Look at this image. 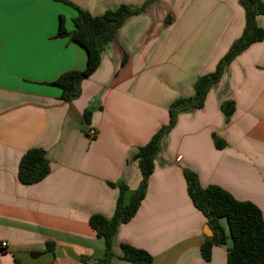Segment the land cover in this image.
I'll return each mask as SVG.
<instances>
[{
    "label": "crops",
    "instance_id": "obj_1",
    "mask_svg": "<svg viewBox=\"0 0 264 264\" xmlns=\"http://www.w3.org/2000/svg\"><path fill=\"white\" fill-rule=\"evenodd\" d=\"M66 1L5 5L11 23L0 42V244L9 246L0 264H100L106 243L90 217L114 215L119 189L111 184L138 189V149L169 124L174 101L194 97L197 79L216 70L245 28L239 0ZM72 5L92 16L121 5L142 9L105 46L78 97L65 102L52 83L87 64L80 45L58 36L62 19L66 31L74 29ZM257 23L264 29V15ZM229 101L235 112L227 121L222 105ZM33 148L45 150L50 173L24 185L19 164ZM184 169L203 188L218 185L254 203L264 218V40L228 65L203 108L178 113L145 199L114 238L110 264H132L121 244L147 251L153 264H227L231 239L213 248L210 261L202 256L213 236L189 197Z\"/></svg>",
    "mask_w": 264,
    "mask_h": 264
},
{
    "label": "trees",
    "instance_id": "obj_2",
    "mask_svg": "<svg viewBox=\"0 0 264 264\" xmlns=\"http://www.w3.org/2000/svg\"><path fill=\"white\" fill-rule=\"evenodd\" d=\"M64 1L67 3L66 0ZM239 2L245 11V28L242 36L232 44L214 72L197 79L194 97L181 98L171 104L169 124L158 130L145 146L138 149L134 157L142 174L138 189L131 192L128 185L123 182L111 184L112 187L119 189L114 215L111 218L99 214L90 217L91 228L106 243V253L100 264H110L113 242L119 228L135 217L145 199L161 140L174 127L178 113L187 109L203 108L210 88L219 83L228 65L249 47L264 40V29L257 23L258 17L264 15V0H239ZM72 6L77 10V15L73 19L74 29L70 32L66 31L62 19L58 36L69 37L80 45L86 51L87 64L84 70L66 72L52 83L62 90L60 99L65 102L78 97L82 82L99 68L105 46L115 39L125 21L139 14L142 9L121 5L115 11L92 16L87 11ZM222 110L228 121L235 112L234 102H225ZM90 116V112H85L84 117L87 122L90 121ZM213 138L216 148L222 149L225 143L216 135H213ZM49 173L50 164L45 150L33 148L21 158L18 178L22 184L39 183ZM184 175L192 203L204 215L214 233L212 238H206L201 247L204 260L210 261L213 248L226 245L228 239H231L232 246L227 252V264H264V218L260 208L250 201L237 200L218 185L203 188L197 174L190 169H184ZM129 192H131L130 200L126 201ZM222 221L226 222L227 230L222 225ZM47 248L51 249L52 245L47 244ZM121 250L125 261L132 264H153L152 255L145 250L128 244H121Z\"/></svg>",
    "mask_w": 264,
    "mask_h": 264
},
{
    "label": "snow or ice",
    "instance_id": "obj_3",
    "mask_svg": "<svg viewBox=\"0 0 264 264\" xmlns=\"http://www.w3.org/2000/svg\"><path fill=\"white\" fill-rule=\"evenodd\" d=\"M31 2L32 0H0V42L3 41L5 30L11 23L5 19V5H24Z\"/></svg>",
    "mask_w": 264,
    "mask_h": 264
},
{
    "label": "built area",
    "instance_id": "obj_4",
    "mask_svg": "<svg viewBox=\"0 0 264 264\" xmlns=\"http://www.w3.org/2000/svg\"><path fill=\"white\" fill-rule=\"evenodd\" d=\"M88 135H89L91 138H94V137L97 135V132H96V130H94V129H89V131H88ZM8 246H9V244H8L7 242H2V243L0 244V251H1V249H2V250L6 249Z\"/></svg>",
    "mask_w": 264,
    "mask_h": 264
},
{
    "label": "water",
    "instance_id": "obj_5",
    "mask_svg": "<svg viewBox=\"0 0 264 264\" xmlns=\"http://www.w3.org/2000/svg\"><path fill=\"white\" fill-rule=\"evenodd\" d=\"M208 230H209V236H214L213 230L211 229V227L208 225Z\"/></svg>",
    "mask_w": 264,
    "mask_h": 264
}]
</instances>
